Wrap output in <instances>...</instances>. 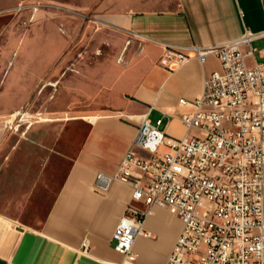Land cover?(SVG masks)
I'll list each match as a JSON object with an SVG mask.
<instances>
[{
  "label": "crops",
  "instance_id": "0c3cea01",
  "mask_svg": "<svg viewBox=\"0 0 264 264\" xmlns=\"http://www.w3.org/2000/svg\"><path fill=\"white\" fill-rule=\"evenodd\" d=\"M138 3L140 0H102L96 7L97 22L145 45L142 50L127 52L123 62L113 59L86 69L84 77L80 76L79 92L87 99L85 105L99 106L78 117L85 120L88 130L73 156L59 154L64 159L59 161L58 175L65 158L68 162L57 188L53 173L50 182L38 174L29 189L31 196L21 199L14 213L0 211V264L120 261L122 255L114 249L112 232L126 206L133 203V190L117 179L102 189L97 174H114L123 155L132 148L144 116L151 122L162 118L160 127L167 135L183 136L186 127L180 116L190 108L180 106L178 100L198 98L204 79L220 69L215 56L203 63L190 58L171 69L158 64L157 57L166 46L217 44L239 37L244 27L264 30V0H176L173 9L163 11L142 10ZM252 45L255 51L253 58L247 59L249 65L264 59V36L253 40ZM36 53L49 62L54 49ZM10 107L0 108V119ZM5 137L0 125V148ZM23 139H28L25 132L15 138L12 149H17ZM133 149L139 155H150L139 147ZM9 155L0 161V169L7 165ZM13 216L42 219L36 227H29ZM144 227L152 236L136 237L134 264H164L182 227L179 216L173 207H154Z\"/></svg>",
  "mask_w": 264,
  "mask_h": 264
},
{
  "label": "built area",
  "instance_id": "2783aa9c",
  "mask_svg": "<svg viewBox=\"0 0 264 264\" xmlns=\"http://www.w3.org/2000/svg\"><path fill=\"white\" fill-rule=\"evenodd\" d=\"M261 36L264 30L244 27L217 44L165 47V68L215 56L220 69L204 79L198 98L178 100L190 108L180 116L183 136L144 116L114 174H97L102 189L117 179L133 190L112 232L122 259L108 264H134L136 237L152 236L144 222L154 207H173L182 222L164 264H264V59L247 63Z\"/></svg>",
  "mask_w": 264,
  "mask_h": 264
},
{
  "label": "rangeland",
  "instance_id": "374dc122",
  "mask_svg": "<svg viewBox=\"0 0 264 264\" xmlns=\"http://www.w3.org/2000/svg\"><path fill=\"white\" fill-rule=\"evenodd\" d=\"M101 1L0 0V108L11 106L0 119L6 132L0 161L10 152L7 165L0 169V211L4 213H14L19 201L31 194L38 174L50 182L53 173L55 189L59 185L68 162L65 158L58 175L59 161L64 159L59 154L73 156L88 130L85 120L78 117L99 106L85 105L87 99L79 92L85 70L113 59L123 62L127 52L145 45L97 22L94 17ZM175 2L140 0L138 7L163 11L173 9ZM50 49L54 55L49 62L36 55ZM164 52L165 48L157 57L158 64ZM24 132L28 139L12 149L15 138ZM12 219L36 227L42 218Z\"/></svg>",
  "mask_w": 264,
  "mask_h": 264
},
{
  "label": "bare ground",
  "instance_id": "6f19581e",
  "mask_svg": "<svg viewBox=\"0 0 264 264\" xmlns=\"http://www.w3.org/2000/svg\"><path fill=\"white\" fill-rule=\"evenodd\" d=\"M113 232H118V225H115Z\"/></svg>",
  "mask_w": 264,
  "mask_h": 264
}]
</instances>
